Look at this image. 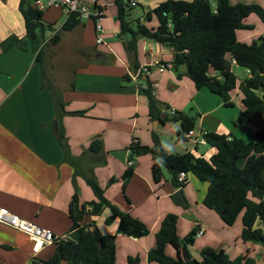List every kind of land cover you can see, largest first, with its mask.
Segmentation results:
<instances>
[{
	"label": "crops",
	"instance_id": "obj_1",
	"mask_svg": "<svg viewBox=\"0 0 264 264\" xmlns=\"http://www.w3.org/2000/svg\"><path fill=\"white\" fill-rule=\"evenodd\" d=\"M162 1L137 0V5L127 7L132 15L127 19L145 21L144 15ZM230 2L256 3L264 8V0ZM99 4L105 11V42L100 44L93 19L79 17V22L66 30L68 15L56 7L43 11L44 25L37 29L35 38H30L20 0H0V205L58 235L72 233L70 204L75 196L80 203L96 199L87 182L88 177H94L113 204L150 228L148 235L139 238L119 233V218L106 221L112 215L107 206L98 215H85L83 223L97 226L105 235H116L118 264H129L130 257H138V264H156L149 260V251L156 247L157 232L169 213L178 215L181 238L198 229L194 242L188 245L192 259L202 260V250L213 247L224 249L231 258L247 255L255 258L256 264H264V245L242 238L243 213L228 225L205 205L207 181L188 173L186 184L177 187L164 167V179L156 183L151 153L130 159L133 140L151 146L154 132L169 150L190 151L208 159L216 153L217 148L210 144L196 146L185 132L180 134L179 121L164 120L178 111L194 119L196 130L253 140L256 131L264 128V114L253 120L239 119L245 109L241 83L251 76L250 71L244 68L241 78L238 70L243 67L233 65L237 85L232 92L233 104L226 106L207 87L197 88L185 65L159 71L157 61L173 62V47L141 37L137 67L148 66L150 72L134 80L136 64L124 45L132 35L121 32L115 0H99ZM146 23L153 27L159 24L155 17ZM245 23L254 28L239 29L240 40L251 42L264 33V22L257 14H250ZM12 35L18 40L2 50V41ZM148 87L161 112L155 119L150 116ZM59 100L65 103V111L58 106ZM60 122L65 129L61 142ZM96 138L102 146L91 151ZM129 160L134 161V173L125 184L123 175L130 167ZM179 188L185 204L173 196ZM256 227L264 229L263 222L258 220ZM55 250L56 245L51 244L35 251L34 241L27 234L0 222V264H34L50 259ZM166 252L178 256L171 244ZM181 257L188 259L184 249Z\"/></svg>",
	"mask_w": 264,
	"mask_h": 264
},
{
	"label": "trees",
	"instance_id": "obj_2",
	"mask_svg": "<svg viewBox=\"0 0 264 264\" xmlns=\"http://www.w3.org/2000/svg\"><path fill=\"white\" fill-rule=\"evenodd\" d=\"M118 6L117 19L120 21L121 32H130L131 40H125L128 56L137 67V42L145 37L173 47L174 68L185 65L187 75L194 81L197 88L207 87L218 95L224 105L231 106L232 92L237 85V75L233 70L236 63L250 71L251 76L241 83L244 94V111L240 120L261 118L264 114V36L261 35L251 42L238 38L239 29H252L246 24V18L257 14L264 22V8L256 3L239 2L232 4L230 0H164L144 15V20L127 19V7L131 0H115ZM20 10L25 19L27 36L35 38L37 29L44 25L43 11L35 9L30 0H20ZM156 18L157 27L146 22ZM79 22L77 14H72L64 24L69 30ZM135 22V23H134ZM18 37L9 36L2 41L1 49L13 46ZM41 56V55H40ZM40 58V57H38ZM143 76V75H142ZM129 78V76L127 77ZM150 116L158 118L161 114L151 87H148ZM58 106L65 111V103L58 101ZM164 120H174L181 123L179 133L195 127L194 119L182 111ZM58 138H65V129L60 122ZM153 145H140L132 142L130 159L141 154L151 153L154 158L152 166L156 183L164 179L163 168L171 174V181L177 187L186 183L179 181V174L186 172L194 174L200 180L208 182V190L204 203L214 209L228 224L233 225L238 216L243 213L242 238L245 241L264 245V229L256 227L258 220L264 224V128L256 131L253 140H246L234 134H218L209 132L208 144L217 148L209 159L196 156L188 151L179 153L165 148L154 132ZM101 140L92 141L89 149L98 150ZM134 173L130 166L123 175L124 183ZM87 182L92 187L96 199L88 203H80L77 196L70 204V215L73 219L72 235L74 240L56 243L54 255L37 264H118L116 262V235H105L97 226L93 228L83 223L86 214L98 215L107 206L112 215L107 218L111 223L119 218L118 232L132 237H143L150 233L148 225L130 212L113 204L104 193L94 177H88ZM88 207H90L88 209ZM178 215L167 214L162 220L157 232V245L149 251V260L156 264H256V259L247 255L231 258L224 249L205 247L202 250V260L191 258L188 245L192 244L198 229H192L184 238L178 235ZM171 244L178 252L177 257L170 256L166 247ZM186 251L187 260L181 257V250ZM138 257H130L129 264H138Z\"/></svg>",
	"mask_w": 264,
	"mask_h": 264
},
{
	"label": "built area",
	"instance_id": "obj_3",
	"mask_svg": "<svg viewBox=\"0 0 264 264\" xmlns=\"http://www.w3.org/2000/svg\"><path fill=\"white\" fill-rule=\"evenodd\" d=\"M132 5H137V0L130 1ZM31 5L39 10L45 11L49 8H60L69 16L77 14L78 17H84L93 19L96 26L97 42L104 43L105 28L103 25V19L105 11L99 4V0H30ZM264 36V33L262 34ZM157 69L161 72L171 70L174 68L173 62L157 61L155 63ZM150 68L144 66L138 68L132 74L134 80H141V76L145 73H149ZM209 131L207 129L196 130L190 129L184 133V136L192 140L196 146L208 145L207 136ZM138 141L134 139L133 142ZM134 161L129 160L128 165L132 166ZM179 181L186 183L188 181V174L181 172L179 174ZM0 222L4 223L16 230H19L29 236L34 241V250L39 251L41 248L47 245L56 244L61 241L74 240L72 233H66L62 235L56 234L52 229L38 225L35 222L24 219L19 214L9 210L8 208L0 205ZM37 263L40 261H36ZM34 262V264H37Z\"/></svg>",
	"mask_w": 264,
	"mask_h": 264
},
{
	"label": "water",
	"instance_id": "obj_4",
	"mask_svg": "<svg viewBox=\"0 0 264 264\" xmlns=\"http://www.w3.org/2000/svg\"><path fill=\"white\" fill-rule=\"evenodd\" d=\"M127 17H128V19H132L131 11L129 9L127 10ZM157 124H158V121H155L154 122V128L157 127ZM173 196L178 203H180V204L186 203V199H185L182 188H179L178 190H176L173 193Z\"/></svg>",
	"mask_w": 264,
	"mask_h": 264
},
{
	"label": "rangeland",
	"instance_id": "obj_5",
	"mask_svg": "<svg viewBox=\"0 0 264 264\" xmlns=\"http://www.w3.org/2000/svg\"><path fill=\"white\" fill-rule=\"evenodd\" d=\"M244 70V68H240L238 71H241V72H239V76L241 77V78H243L244 76H245V72L243 71ZM153 125H154V123H153ZM209 147V146H208ZM207 147H203V149H206Z\"/></svg>",
	"mask_w": 264,
	"mask_h": 264
}]
</instances>
